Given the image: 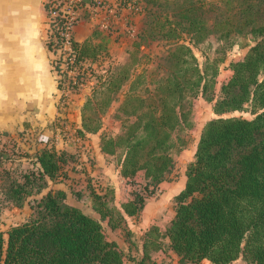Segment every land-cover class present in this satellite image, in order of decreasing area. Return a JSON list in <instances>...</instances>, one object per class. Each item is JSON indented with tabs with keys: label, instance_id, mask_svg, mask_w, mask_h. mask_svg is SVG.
<instances>
[{
	"label": "trees",
	"instance_id": "obj_1",
	"mask_svg": "<svg viewBox=\"0 0 264 264\" xmlns=\"http://www.w3.org/2000/svg\"><path fill=\"white\" fill-rule=\"evenodd\" d=\"M136 3L135 7L145 11L140 40L171 43L162 58L164 64L136 72L133 64L138 56L134 53L126 63L104 68L106 73L98 76L82 108L80 132L99 131L102 114L119 101L115 117L121 121V132L115 136L103 133L101 147L105 153L120 156L121 175L135 184L133 198L123 208L128 215H137L168 180L175 151L187 145L182 132L191 126V98L202 94L214 101L217 117L202 129L195 158L186 172V185L175 197V216L164 235L181 264L204 259L231 264L240 258L248 264H264V0H174L171 12L161 0ZM75 29L71 45L79 72L76 82H70L77 92L88 78V69H94L109 51L102 42H81ZM243 36L255 42L242 58L231 62L232 73L216 98L220 64ZM211 37L218 47L201 65L194 48ZM62 43L61 30L48 33L51 51L56 53ZM59 63L58 59L59 89L64 90L68 76ZM89 107L95 109L96 117L85 114ZM246 110L254 117L225 116ZM4 151L0 150V166ZM74 157L66 150L46 148L33 156V168L21 175L24 181L13 179L1 188L15 206L30 204L32 197L34 204H30L31 216L14 225L7 239L0 231V264H123L125 252L104 231V220L110 218L112 223L114 212L123 219L110 206L111 191L100 194L87 186L97 214L69 201L62 190L34 197ZM140 172L143 178L137 181ZM12 174L8 167L0 169L2 179ZM81 191L74 192L79 202ZM147 235L157 238L158 228L152 227ZM149 247L158 248L159 243L145 242L143 261L150 257Z\"/></svg>",
	"mask_w": 264,
	"mask_h": 264
},
{
	"label": "crops",
	"instance_id": "obj_2",
	"mask_svg": "<svg viewBox=\"0 0 264 264\" xmlns=\"http://www.w3.org/2000/svg\"><path fill=\"white\" fill-rule=\"evenodd\" d=\"M45 3L46 0H0V133H2L0 139L4 136L14 138L18 143L16 144L17 150L20 148L19 145L22 148L28 147L34 151L33 156L46 148L61 149V147H57L58 143L55 141L57 135L52 130L53 125H56L57 118L61 115L59 110L61 99L58 76L53 68V60L56 56L47 46L49 16ZM127 10L129 9L122 6L118 8L116 14H113L114 8H110L95 14L82 15L75 29L76 37L81 42L86 40H92L94 43L102 42L107 46L109 53L112 51L120 55L125 47H129L127 45L128 39L125 37V41L124 38L120 37L121 41L117 42L116 38L119 37V34L115 32L111 35L104 29L103 24L113 25L116 22L117 29L120 30L124 27L129 31L130 27L124 24L128 18L121 15H125ZM131 32H133L131 37L136 38L134 29ZM82 108L77 117L78 123L76 125L79 133L83 129ZM69 117L75 118L76 114L70 113ZM111 119L114 122L113 125L116 126L111 131L103 123L97 132L84 131L81 133L86 138L85 147L88 148V151L91 150L95 159L93 167L88 162L84 164L87 167L86 170L91 176L100 172V177L104 179L101 182L106 185L104 192L97 189L96 192L105 194L106 188H111L113 198L110 197V193V206L119 210L123 218L122 225L115 217H113L112 223L110 218L104 220V231L106 226L112 229L106 237L125 252L126 257L123 264H158L159 259L155 258V255L165 252L173 256L172 264H181L179 256L170 247L169 238L164 235L166 228L175 216V208L171 209L168 215L165 212L168 203L175 204V197L184 189L187 177L183 178L180 183L178 181H163L158 193L147 199L145 207L139 214L128 215L123 204L133 198L132 190L135 187L132 185L133 182L121 175L119 163L113 169L111 159L117 154L105 153L101 147L103 133L115 136L121 132V124L114 117ZM3 132H7V134ZM19 132H23L25 141L20 140ZM34 135L36 140L31 145L30 137ZM82 156L85 155L82 154ZM82 160L85 161L87 158L84 157ZM11 168L14 169L15 167ZM71 173L77 172L69 170L67 178L60 175L55 180L49 179L43 192L34 195V197L40 198L49 190H62L67 194L69 201L75 202L76 195L71 192V183L68 182L74 175ZM82 174L81 172L79 177ZM142 178L143 172H140L136 179L141 181ZM82 182L84 179L79 184V189H82L84 194L80 202L76 201L80 206L86 207L89 212L97 214L93 210L95 200L87 191V186ZM130 218L138 219L135 224H131ZM113 223L116 225L113 226ZM152 227L158 228L159 236L157 238L147 235ZM128 231L131 232V235L128 234ZM147 240L156 241L159 243V247H149L150 257L143 261L145 256L144 245ZM166 253L164 256L159 255L161 259H164L162 262L167 257ZM189 264L214 263L209 259H204L201 262Z\"/></svg>",
	"mask_w": 264,
	"mask_h": 264
},
{
	"label": "rangeland",
	"instance_id": "obj_3",
	"mask_svg": "<svg viewBox=\"0 0 264 264\" xmlns=\"http://www.w3.org/2000/svg\"><path fill=\"white\" fill-rule=\"evenodd\" d=\"M165 2L166 7L168 8V11L171 12L175 8V4H172L174 0H161ZM137 0H123L120 4V6L126 7L127 10L126 14L122 15V17H127L128 20L124 22V24L127 27H133L135 31L136 38H132L131 35L133 32L128 31V29H117L116 28V22L111 26L110 33L111 35L113 33H118L119 37L116 38L117 42H120V37L124 38L126 37L127 45L129 47H125L124 49L127 51H123L118 55L116 52L109 53L108 56L101 59L97 64H95L96 70H94L91 77H88L86 82L82 85V87L77 91L71 94L67 99H64L65 101H60L61 107H59L61 115L56 120V125H53L52 130H54V134L57 135L55 137V141H57V147H61L60 150H66L67 152L74 154V158L71 162H69L67 165H64L62 168V171L60 175H62L63 178L68 177V171L72 170L77 173H71L74 174L73 177L68 181L71 183V192H77L81 191L79 188V184L81 183L82 179H84L83 184L86 186H90L92 190H100L105 191V186L101 182V180H104L102 177H100V172L95 175L91 176L89 171L86 170V165H84L86 162L89 163L90 166L93 167L94 163V157L91 154V150L88 151V148L85 147L87 143H85L86 138L77 131V117L79 116V113L81 111V108L83 105L86 104L88 96L92 92V87L98 82L100 79L98 76H102L106 73V70L104 68H108L109 65L111 66L116 64H123L126 63L130 58L132 59L133 54L136 53L138 56V61L135 64H133V67H135V71L142 72L144 70L150 71L154 70L159 62L164 64V60L162 59L163 56H165L171 47V43L169 41H166L164 39L159 40H153L151 38H148L146 40L141 41L139 38V34L141 32V29L143 27V22L145 20V11L142 7H135L137 6ZM111 4H114L111 3ZM144 3H142L143 5ZM118 10V9H117ZM88 13L90 15V12L87 9H84V13ZM118 13V11L116 12ZM114 13V14H116ZM114 19V18H113ZM115 21V20H114ZM119 25V24H118ZM124 30V31H123ZM125 39V41H126ZM254 40L250 36H243L236 40L234 45L231 49L228 50L226 54L225 61L220 64V72L217 76L216 80V98L220 94L221 87L223 83L228 81L232 71H231V62L234 60H238L242 58L247 51L249 50L250 46L254 44ZM138 43V44H137ZM218 47V42L215 37L209 38L204 43L198 45L194 48L196 56L199 59V62L201 65H203L207 57L213 56L215 49ZM123 54L125 57L123 58ZM123 60L124 62H122ZM165 70V68L163 69ZM90 88V92H87V89ZM60 95V94H59ZM119 101H115L112 103V105L107 108L106 112L102 114L101 116V124H106L107 128L109 127V130H113L112 128H115L116 126L113 125V121L111 118H115L120 124L121 121L118 120L115 117L116 110L118 108ZM214 101L208 100L206 97H204L202 94L196 97L191 98V114L189 116L191 126L189 128H185V130L182 132L183 136L187 140V145L184 149L176 150L174 153L175 158V166L170 174L168 181H180L183 178H186V172L188 169L189 164L194 160L195 158V152L198 144V140L200 138L202 129L205 125V123L214 118L217 117V114L213 110ZM95 109L93 107L86 108L85 114L88 116H94ZM70 113L76 114V117H69ZM111 115V116H110ZM100 116V115H99ZM225 116H237V117H245V118H253L254 114L249 111H235L225 114ZM20 140L25 141L23 138L25 137L23 132H19ZM31 141L30 144L33 145V142H35V135L33 137H30ZM57 138V140H56ZM78 138V140H77ZM16 142V143H15ZM62 143V144H61ZM17 141L15 139H11L7 136H4L2 139H0V149H5L6 151L4 154V160L2 162V166H0V169L4 167H10L11 171L13 172L12 175L4 176L3 179L0 176V231L4 233L5 238H8V232L9 230L14 226L17 225L26 219H28L32 212L30 204H34V198H30V204H25L23 207H18L13 205L11 202L8 201L6 198V194H4L3 191H1V188H6L9 185L10 180L13 179H22V174L25 172V170L33 168V153L34 151L31 149H28V147H23L21 145L20 148L17 150L16 146ZM61 144V146H60ZM31 148V147H30ZM84 152V153H83ZM90 153V154H89ZM84 154L85 156H82ZM121 154V153H120ZM86 157L87 160H82V158ZM113 163V169L116 167L117 163L120 165V156L117 154L113 159H111ZM95 164V163H94ZM8 167V168H9ZM11 167H15L12 169ZM83 173L80 177L79 174ZM86 175H85V174ZM94 178V179H93ZM133 186L135 184H132ZM36 185H34L35 187ZM106 191H110L111 188H106ZM82 192V191H81ZM76 203H78L75 200ZM175 202V201H174ZM81 204V203H80ZM111 204V203H110ZM165 214L168 215L169 212H171V209L175 208V204L168 203L166 207ZM30 215V216H29ZM114 217L116 218L119 223H122V219L119 218V216L114 212ZM138 218H130L129 221L132 223H136V220ZM122 225V224H121ZM111 227L106 226L105 232L106 235H109L111 231ZM166 253V252H165ZM164 253V254H165ZM163 253L156 254L155 258L159 259L160 264H172V261L174 260L173 256L167 254V257L165 261L162 262L161 257L159 255L164 256ZM170 259V260H169ZM169 260V261H168ZM158 263V264H159ZM231 264H248L245 262L242 258L236 260L235 262Z\"/></svg>",
	"mask_w": 264,
	"mask_h": 264
},
{
	"label": "built area",
	"instance_id": "obj_4",
	"mask_svg": "<svg viewBox=\"0 0 264 264\" xmlns=\"http://www.w3.org/2000/svg\"><path fill=\"white\" fill-rule=\"evenodd\" d=\"M123 0H46L45 8L49 16V32L52 33L56 30H61L63 35V43L61 48L54 53L55 59L53 60V68L60 78V75L57 73V61L59 59L60 70L67 73L68 80L65 83V89L60 90V99L65 101L71 94L75 91L71 89L70 79H73V82H76L75 76L79 72L78 64L76 63L75 53L71 45L72 33L75 29L76 23L79 22V19L82 17L84 9H87L90 14H95L104 9L114 8L113 14L116 13ZM127 2V0H125ZM114 4H111L113 3ZM117 10V11H116ZM104 29L110 31V24H103ZM133 28L130 27L129 31H132ZM85 65V63H82ZM89 68L87 71L88 77H91L93 70L96 69ZM85 83V82H84ZM81 83V86L84 84ZM59 84V82H58Z\"/></svg>",
	"mask_w": 264,
	"mask_h": 264
},
{
	"label": "water",
	"instance_id": "obj_5",
	"mask_svg": "<svg viewBox=\"0 0 264 264\" xmlns=\"http://www.w3.org/2000/svg\"><path fill=\"white\" fill-rule=\"evenodd\" d=\"M90 90H91V89H90V88H88V89H87V92H90Z\"/></svg>",
	"mask_w": 264,
	"mask_h": 264
}]
</instances>
